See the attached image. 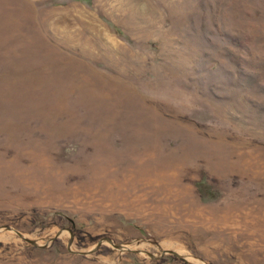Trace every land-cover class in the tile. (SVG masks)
Returning a JSON list of instances; mask_svg holds the SVG:
<instances>
[{"label":"rangeland","instance_id":"obj_1","mask_svg":"<svg viewBox=\"0 0 264 264\" xmlns=\"http://www.w3.org/2000/svg\"><path fill=\"white\" fill-rule=\"evenodd\" d=\"M0 264H264V0H0Z\"/></svg>","mask_w":264,"mask_h":264}]
</instances>
